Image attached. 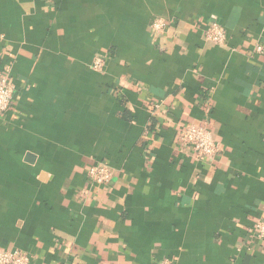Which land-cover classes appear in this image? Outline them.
<instances>
[{"label":"crops","instance_id":"0c3cea01","mask_svg":"<svg viewBox=\"0 0 264 264\" xmlns=\"http://www.w3.org/2000/svg\"><path fill=\"white\" fill-rule=\"evenodd\" d=\"M258 43L264 0H0V247L31 264H264ZM190 124L213 160L181 145Z\"/></svg>","mask_w":264,"mask_h":264},{"label":"built area","instance_id":"2783aa9c","mask_svg":"<svg viewBox=\"0 0 264 264\" xmlns=\"http://www.w3.org/2000/svg\"><path fill=\"white\" fill-rule=\"evenodd\" d=\"M167 27L164 19H156L152 23V28L156 33L163 32ZM204 38L215 44L222 45L226 41L225 28L212 23L204 30ZM256 53H264V43H258L254 47ZM103 61L95 58L92 68L100 70ZM10 65L0 70V115L5 113L13 103L14 85L9 80ZM183 147L191 151L197 159L213 160L219 152V143L213 138L211 132L204 126L190 124L186 126L178 135ZM88 178L97 184H106L112 176L111 169L103 162L91 165L87 171ZM256 233L259 239H264V218L256 224ZM0 264H31L28 255L19 249H6L0 247ZM155 264H174L171 260L163 258Z\"/></svg>","mask_w":264,"mask_h":264}]
</instances>
